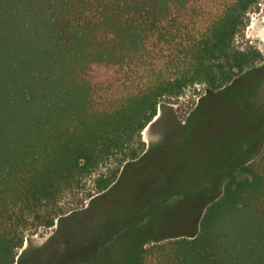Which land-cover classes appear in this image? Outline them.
<instances>
[{"label": "trees", "instance_id": "trees-1", "mask_svg": "<svg viewBox=\"0 0 264 264\" xmlns=\"http://www.w3.org/2000/svg\"><path fill=\"white\" fill-rule=\"evenodd\" d=\"M260 1L0 0V264L100 167L98 192L117 181L164 99L220 91L263 61L234 45ZM139 264H264V172L238 166L196 235Z\"/></svg>", "mask_w": 264, "mask_h": 264}, {"label": "rangeland", "instance_id": "rangeland-1", "mask_svg": "<svg viewBox=\"0 0 264 264\" xmlns=\"http://www.w3.org/2000/svg\"><path fill=\"white\" fill-rule=\"evenodd\" d=\"M234 45L263 61L220 91L196 84L164 99L142 133V155L107 190H96L100 167L66 194L65 214L28 236L17 264H139L152 245L196 235L238 166L253 160L264 172V0Z\"/></svg>", "mask_w": 264, "mask_h": 264}, {"label": "water", "instance_id": "water-1", "mask_svg": "<svg viewBox=\"0 0 264 264\" xmlns=\"http://www.w3.org/2000/svg\"><path fill=\"white\" fill-rule=\"evenodd\" d=\"M158 118V114H157V116L155 117V119H157Z\"/></svg>", "mask_w": 264, "mask_h": 264}]
</instances>
